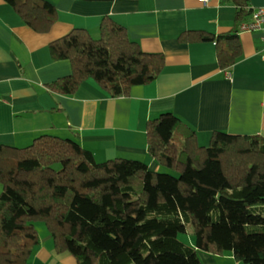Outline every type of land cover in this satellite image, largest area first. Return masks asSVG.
<instances>
[{
  "label": "trees",
  "instance_id": "16d2710c",
  "mask_svg": "<svg viewBox=\"0 0 264 264\" xmlns=\"http://www.w3.org/2000/svg\"><path fill=\"white\" fill-rule=\"evenodd\" d=\"M38 31H49L56 6L49 0H6ZM237 8V25L252 15L250 0H222ZM239 30L182 33L210 40L222 68L240 55ZM72 73L48 87L72 95L93 78L112 96L155 80L162 53L147 52L110 16L100 36L74 28L50 44ZM149 154L169 171L143 160L97 161L76 139L42 134L23 147H0V264H28L44 223L59 251L78 264H203L199 250L233 252L264 264V137L214 131L209 145L171 111L147 124ZM175 172V173H173ZM190 231L194 245L180 234Z\"/></svg>",
  "mask_w": 264,
  "mask_h": 264
},
{
  "label": "crops",
  "instance_id": "0c3cea01",
  "mask_svg": "<svg viewBox=\"0 0 264 264\" xmlns=\"http://www.w3.org/2000/svg\"><path fill=\"white\" fill-rule=\"evenodd\" d=\"M57 9L49 31L31 27L6 0H0V147H23L42 134L76 139L97 161L140 159L155 170L161 165L148 152L147 124L171 111L209 145L214 131L264 137V51L259 32L241 31L240 55L222 68L218 47L210 40H181L192 30L215 34L240 28L237 8L222 0H49ZM252 6L264 0H250ZM110 16L147 52L162 53L164 67L148 83L115 97L93 78L72 95L48 84L72 73L68 59L55 60L50 44L74 28L100 36ZM241 24V23H240ZM229 70L231 77L226 71ZM3 185L0 181V194ZM37 230L41 243L28 264H78L59 251L47 226ZM194 245V238L185 239ZM203 264H250L233 252L199 250Z\"/></svg>",
  "mask_w": 264,
  "mask_h": 264
},
{
  "label": "built area",
  "instance_id": "2783aa9c",
  "mask_svg": "<svg viewBox=\"0 0 264 264\" xmlns=\"http://www.w3.org/2000/svg\"><path fill=\"white\" fill-rule=\"evenodd\" d=\"M204 3H208L210 0H202ZM259 32L261 40L263 42L264 51V5L252 6V15L248 21H244L240 24L239 32ZM228 77H231L229 70L226 71Z\"/></svg>",
  "mask_w": 264,
  "mask_h": 264
},
{
  "label": "rangeland",
  "instance_id": "374dc122",
  "mask_svg": "<svg viewBox=\"0 0 264 264\" xmlns=\"http://www.w3.org/2000/svg\"><path fill=\"white\" fill-rule=\"evenodd\" d=\"M160 171H169V169L162 166ZM173 173H175V172H173ZM38 229L42 231V227L40 226V224H38ZM189 236H192L190 231L180 234L181 239H184V240L187 239Z\"/></svg>",
  "mask_w": 264,
  "mask_h": 264
}]
</instances>
